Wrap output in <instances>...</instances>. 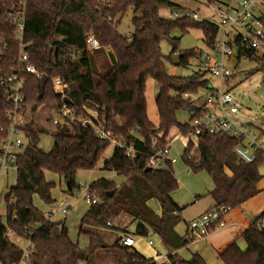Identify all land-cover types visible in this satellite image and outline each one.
Segmentation results:
<instances>
[{
    "label": "trees",
    "instance_id": "obj_1",
    "mask_svg": "<svg viewBox=\"0 0 264 264\" xmlns=\"http://www.w3.org/2000/svg\"><path fill=\"white\" fill-rule=\"evenodd\" d=\"M203 1L211 3L213 0ZM15 3L16 0H0V35L3 37L0 78L8 76L16 65L18 47L13 26L5 18ZM128 9L132 11L133 29L129 34H121L116 26ZM185 9L173 0H112L109 6L103 7H96L89 0H26L25 50L36 71L46 74L48 81L39 95V78L23 74L24 98L19 111L23 114L20 128L26 143L15 154L16 181L3 197L0 264L22 261L23 249L6 235L7 232L32 244L26 264H76L78 261L105 264L107 259L108 264H157L152 257H145L134 247L120 243L122 235L154 236L167 252L168 264H205L196 252L187 259L178 254L189 238L179 235L174 228L180 221V207L172 197L178 187L172 165L165 169H145V162L153 152V139L158 148L168 142L167 136L173 128L183 136L189 129L194 132L189 122L200 117L201 107L182 123L177 121L176 112L188 109L193 95L212 87L200 70L186 76L170 75L166 71L164 61L171 58L170 54L161 52L162 42L171 46V53L181 54L179 66L197 60L201 52V48L178 49L180 37L172 36L173 31L183 35L189 29H198L205 46H211L217 34L216 26L209 19L168 18L162 14ZM88 32L100 45L92 52L85 43ZM129 40H132L130 44ZM104 49L111 64L103 72V59L98 58L97 52ZM255 52L242 50L239 56L255 59ZM256 61L255 69L248 71L247 76L255 71L264 73V55ZM54 77L68 86L63 97L52 88ZM148 77L159 85L155 97L157 124L146 114L144 84ZM234 77L233 73L231 78ZM65 97L76 118L53 124L52 146L43 151L38 147L42 132H39L41 124L36 121V114L41 109L57 112ZM84 107L93 109L96 119L127 143L132 142L136 152L127 157L122 149L115 148L102 163L101 169L122 176V182L117 184L112 179L99 177L87 186L98 201L89 204L77 224L78 234L88 236V245L80 247L69 238L63 221L45 219L43 212L34 206L33 195L38 194L44 204L53 202L51 190L55 183L45 177V171L57 174L65 192L70 194L78 187L77 171L93 169L104 153L106 143L94 135L92 125L80 123L83 118L93 120ZM12 108L7 89L0 87V144L8 134L10 121L6 112ZM237 143L232 136L213 135L201 129L195 144L191 138L184 144L181 156L184 164L193 172L204 170L212 181L213 186L207 192L214 202L210 208L225 206L230 210L258 192L256 183L261 177L259 168L264 165V150L257 149L251 162L236 161L234 147ZM67 181L71 190H67ZM151 200L157 204L158 213L150 206ZM121 215L129 218V224H135L132 231L119 224L110 226V222ZM256 220L240 234L246 244L244 249L233 241L217 251L224 264H264V233L256 228ZM108 228L120 231L121 236L105 241L104 230Z\"/></svg>",
    "mask_w": 264,
    "mask_h": 264
},
{
    "label": "built area",
    "instance_id": "obj_2",
    "mask_svg": "<svg viewBox=\"0 0 264 264\" xmlns=\"http://www.w3.org/2000/svg\"><path fill=\"white\" fill-rule=\"evenodd\" d=\"M96 7L109 6L112 0H89ZM205 2V1H204ZM257 0H213L206 3V7L212 12L213 19H209L217 28L216 37L211 46L201 48L200 56L194 60L200 65L199 70L217 80L216 87L209 90H202L200 95L192 96V104L201 107L200 117L189 122L191 129L185 135L186 140L191 138L194 143L197 140V134L201 129L206 130L210 134L218 136H232L238 143L234 147V156L236 161L251 162L254 159V153L259 149V144L253 129L247 122H240L235 115L239 111L238 101L231 96L228 90H222V84H228L233 74L232 70L227 66V61L235 57L237 60L241 58L239 52L242 50H257L264 45V16L260 13L257 6ZM25 4L26 0H16L5 14L6 20L13 26V35L17 43L18 54L15 59V68L11 73L0 78V87L7 89L8 96L13 104V108L6 112V118L10 121V128L7 136L0 144V169L7 166L14 167L15 154L21 146L26 143V137L22 131L21 124L23 114L19 108L23 102L24 95L22 93L25 85L23 74L30 73L39 78L41 73L36 71L30 62L29 54L25 50L24 23H25ZM180 16H188L193 19H199L196 12L185 10H172L168 12V18ZM3 37L0 35V49L3 44ZM86 46L89 50H97L100 45L91 32L86 34ZM52 88L55 92L63 97V91L68 86L57 77L51 79ZM209 84H211L209 82ZM200 100L199 103L195 102ZM195 111V110H194ZM192 111V113L194 112ZM91 118L82 119L81 125H92L93 133L106 143V148L111 150L122 149L125 156L132 157L136 150L132 142H126L121 136L115 134L110 127L96 119L97 113L93 110ZM52 123L62 122L64 119L73 120L76 118L71 107L62 99V104L57 112H55ZM171 141L160 147H156V140H152L153 152L148 156L145 167L165 169L167 165H172L176 159L170 156ZM189 157V155H187ZM196 164V163H195ZM189 168V167H188ZM190 169V168H189ZM77 188H80L78 186ZM82 197L89 204L98 201L97 196L91 192L88 187H84ZM72 204L70 194L59 199L55 206L49 208L43 213L45 219L49 221H58L57 217L64 218L70 210ZM229 209L225 206H218L204 211L197 217L188 221L187 231L189 234L200 238L205 236L211 230L222 227L226 223L225 216ZM256 228L264 233V217H260L255 221ZM8 237L10 232L6 234ZM15 242V241H14ZM145 242L152 246V241L146 239ZM120 243L133 247L135 238L130 235H124L120 239ZM32 248V244L27 241V245L23 248L22 261L26 264L28 253ZM168 254L158 255L155 258L157 263L166 262ZM19 263V264H20ZM76 264H83L78 261Z\"/></svg>",
    "mask_w": 264,
    "mask_h": 264
},
{
    "label": "rangeland",
    "instance_id": "obj_3",
    "mask_svg": "<svg viewBox=\"0 0 264 264\" xmlns=\"http://www.w3.org/2000/svg\"><path fill=\"white\" fill-rule=\"evenodd\" d=\"M175 3L180 5H184L188 10L198 13L201 18H210L211 11L206 7L205 2L203 0L199 1H190V0H173ZM165 17L168 12L165 11L162 13ZM132 11L128 9L125 15L120 19V22L117 24L116 29L121 34H129L132 32L133 26L131 24ZM172 36L180 37L178 43V49H190V48H202V32L198 29H189L188 32L183 35L180 34L179 31H173ZM161 52L164 55L172 54L171 46L166 42H162L160 44ZM92 52L91 50H89ZM99 55V59H103V64L101 67V71H105L111 62L108 58L107 49H104L100 52H97ZM264 55V45L260 46L255 52V59H249L247 57H241L240 59H236L235 57L230 58L227 61V66L232 70L235 74L234 78H231L228 84H222V90H228V92L233 96L239 105V111L235 115V117L240 122H247L250 127L253 129L259 147L264 150V73L261 71H255L250 76H247V72L250 70H254L257 61L256 58ZM166 71L170 75H178V76H186L191 74L192 72L199 70L200 65L195 61H190L187 66H179L174 65L171 61L165 60ZM105 66V67H104ZM104 69V70H103ZM210 85L212 87H216L217 80L207 76ZM145 99H146V114L148 119L154 123H158V118L156 114L155 108V97L159 90V85L152 79L147 78L145 80ZM202 91L200 90L197 95H200ZM195 102L199 103L200 100H196ZM84 111L88 116L93 115V109L88 107H84ZM28 112V111H27ZM192 111L188 109L179 110L176 112V119L179 122H186L189 119ZM55 112L53 110L47 112L45 110H39L36 114V121L41 125L45 126L47 132H42L39 137L38 147L43 151H48L53 143L52 131H53V123L52 119H54ZM47 118L50 120H47ZM86 119V118H83ZM168 141H171L170 145V156L175 157L176 161L172 164V170L174 172V176L178 182V187L174 191L173 198L179 204L185 205L190 204V202L194 199L195 194H203L206 189L212 187V181L208 174L204 170H199L197 172L191 171L183 162L182 154L184 149V144L186 142V137L181 135L175 128L171 129L169 135L167 136ZM194 143V142H193ZM195 144V143H194ZM111 152L110 148H106L95 167L90 170H78L75 177L76 185L80 186V188L75 187L70 193L72 206L71 210L65 217V225L67 226V233L69 238L73 242H77L79 246L85 247L88 245V236L84 234H78L77 224L81 218V216L85 213V211L89 207V202L82 197V192L84 187L88 186L93 180L104 177L108 179H116L117 176L115 173L107 172L101 169L103 161L109 156ZM264 166L259 168L260 172L263 171ZM6 175L4 173V169H0V216H4L5 212V204H4V194L7 191V187L9 185H13L16 181V172L15 170H10ZM47 179L55 181V188H53V192H60L58 184L65 189L63 181L59 178V176L53 172H46ZM59 180V182H58ZM120 178L117 179V183ZM56 194V193H55ZM95 194V193H94ZM67 195V194H65ZM96 195V194H95ZM61 196V195H60ZM97 196V195H96ZM98 198V197H97ZM33 204L35 207H38L40 210H45L47 205L43 203L38 194H34L33 196ZM149 204L154 207L155 204L149 202ZM156 207V206H155ZM119 221V222H118ZM119 224L121 228H129L132 227L129 224V218L126 215H121L117 219H114L110 222V226ZM109 229V228H108ZM106 233L105 241H111L112 233L109 231H104ZM120 233V231H116L115 234ZM114 234V233H113ZM13 241L18 243L21 248H25L24 245H27V241L23 242L20 238L11 234L9 236ZM153 237L154 245L153 249L148 247L145 244L144 238L141 240L143 243L141 244L140 254L146 256L147 254H152L154 256L153 250H158L161 252L160 254H166L167 252L163 248V246L159 243V241ZM146 239V238H145ZM243 244L241 243V247ZM108 259L105 261V264H108ZM24 264V263H20Z\"/></svg>",
    "mask_w": 264,
    "mask_h": 264
},
{
    "label": "crops",
    "instance_id": "obj_4",
    "mask_svg": "<svg viewBox=\"0 0 264 264\" xmlns=\"http://www.w3.org/2000/svg\"><path fill=\"white\" fill-rule=\"evenodd\" d=\"M257 1H258L257 2L258 9L260 10V13L264 16V0H257ZM182 6H184V5H182ZM10 170H15V168L12 166H7L4 168V173L6 175H8L7 173ZM105 171L109 172L108 170H105ZM46 172L47 171L44 172V175L47 178ZM110 172L114 173L113 171H110ZM259 172H260V170H259ZM260 173H261V177L256 183V188L258 190L257 194H255L253 197L247 199L245 202H243L238 207L231 208L225 216L226 223L224 226L215 228V229L211 230L209 233H207L205 236L200 237V238H197V237L193 236L192 234H189L187 231V225H188L189 220L197 217L198 215H200L201 213H203L204 211L209 209L214 204L212 198L207 193L212 187L209 189H206V191L202 195L201 194H195L194 199L190 202V204H185V205L179 204L173 198L175 203L180 207V211H179L180 221L175 225V227H174L175 231L179 235H185V236H188V238H189V242L187 243V245L185 247L181 248L180 250H178V254L181 257H183L184 259H187L191 253L196 252L197 254H199L202 257L205 264H224L218 258L217 251L222 250L224 247H226L229 243H231L233 241H236V243L240 247V249L245 248L246 244H245L244 240L240 237V234L249 226V224L254 219L256 220L260 217H264V168H263V171H261ZM115 175L117 176V178L112 179L115 182L117 181V179L120 178L119 182L118 183L116 182L117 184H119L120 182H122L124 180L122 176H119L117 174H115ZM106 179H108V178H106ZM50 181H53V180H50ZM53 182L56 183L55 181H53ZM58 182H59V180H58ZM10 186H12V185H9L8 187H10ZM58 186H59L60 192H58V191L53 192L54 189L51 190L53 202L50 204H46L47 205L46 209L41 210L43 213L46 212L49 208L55 206L57 201L59 199H61L62 197H64L65 194H67L65 192V190L62 189L60 184H58ZM212 186H213V184H212ZM172 197H173V195H172ZM150 202L155 204L156 207L155 206L152 207L151 205L150 206L154 209V211L156 213H158L159 208H158L157 204L153 200H151ZM71 206H72V204H71ZM70 210H71V207H70ZM69 211H68V213H69ZM65 217L62 218V217L58 216L57 220L63 221L64 225H65ZM131 225H132V227L127 228L128 231H132L134 229L135 224L131 223ZM104 231H108V232L110 231L112 233L113 238L117 235L121 236V233L115 234L116 231L112 230V229H105ZM123 236L124 235H122L121 237H123ZM134 238H135V244L133 247L140 253L141 244L143 243V241H141V240L143 238L142 237H134ZM146 239H150L152 241V246H149L144 241L145 244L150 248L153 247V245H154L153 237L150 236L149 238H146ZM146 239L144 238V240H146ZM25 241L26 240H23V242H25ZM74 243H77V242H74ZM241 243L243 244L242 247H241ZM25 246L26 245H24V247ZM153 248H151V249H153ZM153 251H154V256L152 254H147L145 257H152L155 260L156 256L162 255V254H160L161 252H159L158 250H153Z\"/></svg>",
    "mask_w": 264,
    "mask_h": 264
},
{
    "label": "water",
    "instance_id": "obj_5",
    "mask_svg": "<svg viewBox=\"0 0 264 264\" xmlns=\"http://www.w3.org/2000/svg\"><path fill=\"white\" fill-rule=\"evenodd\" d=\"M132 40H129L128 44L131 43ZM180 53L178 52H174L170 55V58H171V62L174 64V65H177L178 63V58L180 57ZM48 81V76L46 74H41V76L39 77V80H38V90H39V95L42 94L43 92V89H44V86L46 84V82ZM63 101L66 102V103H69L70 101L65 97L63 98ZM189 109L191 111H194L197 109V106L195 104H191ZM46 128L43 126V125H40L39 126V132H46ZM146 170L150 169L149 167H146L145 168ZM66 186H67V190H71V187H70V184L69 182L67 181L66 182ZM157 264H167L166 262L162 261V262H159Z\"/></svg>",
    "mask_w": 264,
    "mask_h": 264
}]
</instances>
